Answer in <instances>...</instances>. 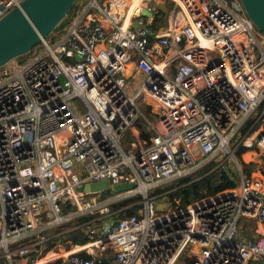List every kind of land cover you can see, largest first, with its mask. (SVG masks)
Segmentation results:
<instances>
[{"label":"built area","instance_id":"obj_1","mask_svg":"<svg viewBox=\"0 0 264 264\" xmlns=\"http://www.w3.org/2000/svg\"><path fill=\"white\" fill-rule=\"evenodd\" d=\"M161 1L78 0L26 60L0 66V264H264V172L237 154L255 133L264 156V35L239 0H166L165 21ZM21 2L0 0V17ZM210 161L235 185L168 198L165 184ZM100 179L132 187L78 190ZM85 215L104 221L99 238L43 244Z\"/></svg>","mask_w":264,"mask_h":264},{"label":"water","instance_id":"obj_2","mask_svg":"<svg viewBox=\"0 0 264 264\" xmlns=\"http://www.w3.org/2000/svg\"><path fill=\"white\" fill-rule=\"evenodd\" d=\"M75 0H22L0 17V66L12 58L29 51L57 26ZM245 13L256 28L264 34V0H239ZM161 10L166 20V0L153 6ZM143 15H152L151 10L142 8ZM132 187V183L114 185L115 190ZM109 189L107 179L85 182L79 191L96 192ZM166 198L162 197L156 207L164 210Z\"/></svg>","mask_w":264,"mask_h":264},{"label":"trees","instance_id":"obj_3","mask_svg":"<svg viewBox=\"0 0 264 264\" xmlns=\"http://www.w3.org/2000/svg\"><path fill=\"white\" fill-rule=\"evenodd\" d=\"M77 2H78V0L74 1L73 5L68 10L67 14L57 24V26L55 28H58L67 20V17L72 12V10L77 7ZM17 59L20 61H24L27 59V55L26 54L19 55L17 57ZM139 127H140L141 135L144 138H147L151 132H149L145 128L143 123H139ZM251 148H254L253 145L252 146L240 145V147L237 150L238 157L241 158L242 153H245L247 150H249ZM248 152H246L244 154L245 157H246V155L251 154V151H248ZM244 165L246 166L245 170L249 171L250 164L245 163ZM213 166H214V162L210 161L209 163L205 164L204 166H202L201 168L196 170L190 176L182 178L183 184L179 185L175 190L169 191V193L167 195L168 198L173 200L176 197V199H178L180 205H185V204H188V203H190V202H192V201H194V200H196V199H198L204 195L213 194V193H216L218 191L224 190L226 188H229V187H232L235 185L234 178H230L225 173V171L223 169H219V168L212 169ZM195 177H197V178H195ZM155 191H157V190L153 189L151 191V193H153ZM132 199H136V200L139 199V195L131 197L129 199H124V200H122V202L120 204H126V203L130 202ZM116 206H118V205H115V207ZM67 209H68V207H63L61 212L64 213ZM137 209H138V205H134L132 207L125 209V211L127 213H132V212H135ZM91 216L92 215H85V216L79 217L78 219L80 221H83V222L86 221L87 222V220H89L91 218ZM91 222H93V221H91ZM88 223H90V222H88ZM57 229L58 228H56L55 230H57ZM55 233H60V232H55ZM64 233H65L64 236H62V234H57L56 240H58L62 243H65V247L67 249L69 248V244L66 243V239H68V238H71L73 243L84 244V243L96 240L97 238H99L102 235L101 231H92V230L88 231L87 230V231L83 232L80 229L78 232L70 230V231H67ZM245 234H248V233H245ZM54 241H55V239H48L47 240L48 246L52 245ZM106 260H107V258L103 257L100 264H107Z\"/></svg>","mask_w":264,"mask_h":264},{"label":"rangeland","instance_id":"obj_4","mask_svg":"<svg viewBox=\"0 0 264 264\" xmlns=\"http://www.w3.org/2000/svg\"><path fill=\"white\" fill-rule=\"evenodd\" d=\"M80 1V0H79ZM261 33H262V31H261ZM263 34V33H262ZM264 35V34H263ZM263 40V39H262ZM250 137H252V138H245L246 140L245 141H247V143L248 144H251V145H254V139H255V137H256V135H255V133H252L251 135H250ZM251 141V142H250ZM251 150V154L249 155V157L248 158H245V156H244V154L241 156V158H240V163H241V165H242V167L243 168H245L246 166L244 165L245 163H247V164H250V166H249V170H253V171H255L256 172V174L257 175H259V174H261V173H263L264 172V169H263V167H264V156H263V154L261 155V152L260 151H258V150H256V149H254V148H251L250 149ZM226 161H227V163L229 164V165H231L230 163H229V157L228 158H226ZM232 166V165H231ZM227 171H228V173H229V175L230 176H234L235 175V173L233 172V169L232 168H230V167H228L227 168ZM235 177H237V174H236V176ZM195 178H197V177H195ZM171 184H176V183H173V182H171V183H168V184H165L164 186H166V187H164L163 189L164 190H168V192L169 191H173V190H175L178 186H177V184H176V186H170V187H167V186H169V185H171ZM118 190H115L114 189V187H112V188H109V189H107V190H103V191H100V194H101V197H104V196H106V195H108V194H113V193H115V192H117ZM128 197V198H127ZM131 197H134V196H131V195H128V196H124V197H122L115 205H118V206H116L115 207V205H114V208H117V207H119V206H122V205H130L131 203H133L134 201H136V199H132L130 202H128V203H126V204H120L121 202H122V200H124V199H129V198H131ZM124 198V199H123ZM176 198V197H175ZM161 200V198H157L156 199V205H157V203L159 202ZM129 207H132V206H128V208ZM157 208V207H156ZM165 208H166V205H165ZM164 208V209H165ZM107 215H109V214H107ZM107 215H104L105 216V218L106 217H108ZM112 218H107L106 219V221H110ZM85 221V220H84ZM101 222V223H100ZM104 223V221L102 220L101 221V219H97V220H94L93 222H90V223H87L86 221L85 222H83V221H80L79 219L77 220V219H73V220H67V221H64V222H62V223H59V224H55V225H52V226H50V227H48L47 228V233H55V232H60V233H63L62 234V236H64V232H67V231H70V230H72V231H79V229L81 230V231H83V232H85V231H90V230H92V231H101L100 229H99V227H101L102 226V224ZM56 228H58L57 230H55ZM67 229V230H66ZM55 230V231H54ZM63 231V232H62ZM243 232H245V233H247V232H249V228L248 227H244L243 228ZM69 243V242H68ZM72 245V246H71ZM70 247L72 248V247H74V243L72 242V244H69V248L68 249H70ZM66 247H65V245L64 244H62V243H58V246H57V248H55L56 250H58V252H64ZM24 256V255H23ZM18 261H21V262H25V259H23V258H19L18 259ZM29 261V260H28Z\"/></svg>","mask_w":264,"mask_h":264},{"label":"crops","instance_id":"obj_5","mask_svg":"<svg viewBox=\"0 0 264 264\" xmlns=\"http://www.w3.org/2000/svg\"><path fill=\"white\" fill-rule=\"evenodd\" d=\"M162 14H163V12H162ZM163 18H164V14H163ZM164 21H165V20H164ZM248 151H251V150L249 149V150H247L246 152H248ZM246 152H245V153H246ZM245 153H242V155L245 154ZM248 153H249V152H248ZM248 157H249V155H246L245 158H248ZM72 220H73V219H72ZM63 222H64V221H63ZM66 230H67V229H66ZM62 232H63V231H62ZM57 234H63V233H45V235L48 236V239H55V241L53 242L52 245H49V246H48V243H47V240H48V239H47L45 242H43V244H44L46 247L57 248L58 243H62V242L56 240V235H57ZM68 242H69V243H68ZM66 243H68V244H72V239H71V238L66 239ZM62 244L65 245V243H62ZM74 244H78V243H74ZM78 245H79V244H78ZM71 246H72V245H71ZM65 250H68V249L65 248ZM14 262H15V264H20L21 261H18V260H16V258H15Z\"/></svg>","mask_w":264,"mask_h":264},{"label":"bare ground","instance_id":"obj_6","mask_svg":"<svg viewBox=\"0 0 264 264\" xmlns=\"http://www.w3.org/2000/svg\"><path fill=\"white\" fill-rule=\"evenodd\" d=\"M31 252H33V250H32ZM22 256H23V255H19V257H22ZM19 257H16V260H18ZM24 258H26V256H24L23 259H24Z\"/></svg>","mask_w":264,"mask_h":264}]
</instances>
